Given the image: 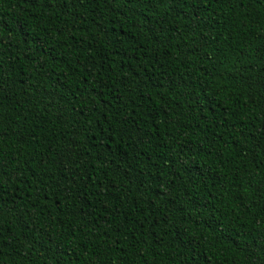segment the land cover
<instances>
[{"label": "trees", "instance_id": "trees-1", "mask_svg": "<svg viewBox=\"0 0 264 264\" xmlns=\"http://www.w3.org/2000/svg\"><path fill=\"white\" fill-rule=\"evenodd\" d=\"M0 197V264H264V0H0Z\"/></svg>", "mask_w": 264, "mask_h": 264}, {"label": "snow or ice", "instance_id": "snow-or-ice-1", "mask_svg": "<svg viewBox=\"0 0 264 264\" xmlns=\"http://www.w3.org/2000/svg\"><path fill=\"white\" fill-rule=\"evenodd\" d=\"M193 3H195V0H193ZM99 135L105 136V139L101 142L102 145H104V146H110V141H109L108 137H111L112 136V130H111V128L106 129L104 133H100ZM120 139H123V136L122 135L120 136ZM111 143H116V142L115 141H112ZM87 179H91V177H87ZM101 187H103V186H101ZM81 195L86 198V194L85 193L81 192ZM101 195H103V193H101ZM0 199H2V197H0ZM104 234L105 235L107 234L106 231H105ZM2 254L3 253L0 252V255H2ZM190 259H191V257H190Z\"/></svg>", "mask_w": 264, "mask_h": 264}]
</instances>
